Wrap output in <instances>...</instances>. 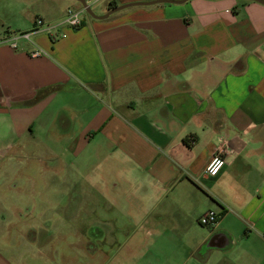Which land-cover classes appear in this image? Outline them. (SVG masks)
<instances>
[{
  "label": "crops",
  "instance_id": "0c3cea01",
  "mask_svg": "<svg viewBox=\"0 0 264 264\" xmlns=\"http://www.w3.org/2000/svg\"><path fill=\"white\" fill-rule=\"evenodd\" d=\"M101 1L98 16L148 4L86 13L65 37L39 32L16 49L0 35V154L47 139L85 159L75 264H264V3ZM74 2L41 1L12 30L59 21ZM208 210L225 211L212 227L199 223ZM43 222L25 221L0 264H27L30 247L69 264Z\"/></svg>",
  "mask_w": 264,
  "mask_h": 264
},
{
  "label": "rangeland",
  "instance_id": "374dc122",
  "mask_svg": "<svg viewBox=\"0 0 264 264\" xmlns=\"http://www.w3.org/2000/svg\"><path fill=\"white\" fill-rule=\"evenodd\" d=\"M41 1L44 0H0V35L23 32L12 30L13 19L36 9ZM90 2L93 10L97 11L99 4H94V0ZM105 2L102 0L100 3ZM74 3L75 9H79L80 2ZM68 9L61 10L67 12ZM37 140L25 143L23 138L15 139L10 143L13 145L11 151L0 154V249L4 253L2 249L19 238L25 221L37 216L44 221L42 224L49 227L43 230L48 237L45 240H52L54 246L66 252L69 264H75L81 258H77L75 247L68 243L83 240L73 233L76 224L84 226V218H87L82 202L85 201V191L82 190L86 175L85 159L72 158V151L65 149L69 143ZM50 152H58L59 156ZM98 208L100 210V206H88L87 213ZM72 216H77V223L72 222ZM15 219L17 221L10 224ZM25 256L27 264H49L43 256L38 257L35 248L30 247ZM15 257L21 259L19 254ZM82 258L88 263L87 255Z\"/></svg>",
  "mask_w": 264,
  "mask_h": 264
},
{
  "label": "built area",
  "instance_id": "2783aa9c",
  "mask_svg": "<svg viewBox=\"0 0 264 264\" xmlns=\"http://www.w3.org/2000/svg\"><path fill=\"white\" fill-rule=\"evenodd\" d=\"M100 0H94V3ZM88 3L92 6L90 0ZM86 10L82 6L79 9L69 8L62 19L59 21H46L43 17H37L34 22V27L29 31H23L20 33H15L10 37L3 39L5 42H8L10 46L14 49L18 47L20 40L26 39L31 40L32 36L39 32H54V37H65L66 32L65 28L77 29L83 24L84 16L86 15ZM59 29H62L60 33H57ZM45 53L44 49L37 48L33 52L34 55H39ZM229 153L227 144H224L219 147V149L214 154L213 158L209 162L206 173L210 176H217L222 168L226 164L225 155ZM220 214L215 210H208L202 214L199 218V223L204 226H214L219 221Z\"/></svg>",
  "mask_w": 264,
  "mask_h": 264
},
{
  "label": "water",
  "instance_id": "95a60500",
  "mask_svg": "<svg viewBox=\"0 0 264 264\" xmlns=\"http://www.w3.org/2000/svg\"><path fill=\"white\" fill-rule=\"evenodd\" d=\"M82 6L85 8L86 12L91 15L92 17H95V18H106L108 17L110 14L118 11V10H121L123 8H126L130 5H136V4H148V3H130V4H126V5H121V6H117V7H114L112 8L111 10H109L108 13H106L105 15L103 16H98L95 14L94 10L92 9L91 5L88 3L87 0H78ZM187 0H160V1H153V2H171V3H183ZM257 1H260L262 3H264V0H257Z\"/></svg>",
  "mask_w": 264,
  "mask_h": 264
},
{
  "label": "trees",
  "instance_id": "16d2710c",
  "mask_svg": "<svg viewBox=\"0 0 264 264\" xmlns=\"http://www.w3.org/2000/svg\"><path fill=\"white\" fill-rule=\"evenodd\" d=\"M111 6H116V5H114V4L112 3ZM224 213H225V211H223V212L221 213L219 219L224 215Z\"/></svg>",
  "mask_w": 264,
  "mask_h": 264
}]
</instances>
